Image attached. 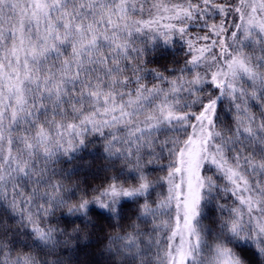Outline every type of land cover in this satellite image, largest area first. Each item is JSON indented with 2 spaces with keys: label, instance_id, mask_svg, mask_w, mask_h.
I'll use <instances>...</instances> for the list:
<instances>
[{
  "label": "snow or ice",
  "instance_id": "snow-or-ice-1",
  "mask_svg": "<svg viewBox=\"0 0 264 264\" xmlns=\"http://www.w3.org/2000/svg\"><path fill=\"white\" fill-rule=\"evenodd\" d=\"M96 241L98 264H264V0H0V264Z\"/></svg>",
  "mask_w": 264,
  "mask_h": 264
},
{
  "label": "trees",
  "instance_id": "trees-1",
  "mask_svg": "<svg viewBox=\"0 0 264 264\" xmlns=\"http://www.w3.org/2000/svg\"><path fill=\"white\" fill-rule=\"evenodd\" d=\"M156 59L159 64H150L149 67H157L169 63L170 56L168 59H161L159 57ZM100 151L101 149L98 146L96 148L90 147L76 161L65 163L62 167L65 169H78L77 175L71 178L73 181L87 180L89 183H98V180L93 179V174L104 164L103 159L99 156ZM156 175H163V173H156ZM102 243V241H96L88 246L81 245L75 264H98L101 259L99 253L102 248Z\"/></svg>",
  "mask_w": 264,
  "mask_h": 264
}]
</instances>
